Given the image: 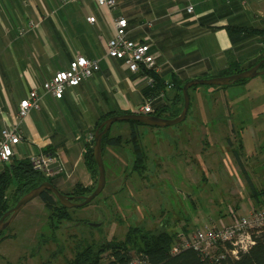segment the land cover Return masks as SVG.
Returning a JSON list of instances; mask_svg holds the SVG:
<instances>
[{"label": "crops", "instance_id": "1", "mask_svg": "<svg viewBox=\"0 0 264 264\" xmlns=\"http://www.w3.org/2000/svg\"><path fill=\"white\" fill-rule=\"evenodd\" d=\"M187 3L116 0L110 9L82 0L77 8L54 13L56 0H0V127L13 120L32 87L40 88L77 54L98 58L101 64L94 76L67 88L62 98L44 94L41 109L32 110L22 123L24 139L15 145L14 157L55 154L60 168L54 182L64 193L71 194L78 184H94L84 155L97 120L112 111L135 112L154 98L146 95L150 85L141 74L106 54L119 16L129 20L131 38L144 40L151 34L150 50L166 81L173 75L191 79L218 74L236 63L249 66L264 54V0H195L193 13L186 11ZM89 16L96 21L90 22ZM34 19L40 25L19 35V27ZM149 20L152 27L146 24ZM174 90L166 88L162 103L172 101ZM156 100L152 99L153 106ZM200 128L207 137L208 129Z\"/></svg>", "mask_w": 264, "mask_h": 264}, {"label": "rangeland", "instance_id": "2", "mask_svg": "<svg viewBox=\"0 0 264 264\" xmlns=\"http://www.w3.org/2000/svg\"><path fill=\"white\" fill-rule=\"evenodd\" d=\"M81 4L56 0L54 13ZM31 21L34 31L40 22ZM190 97L184 121L138 125L147 164L142 174L133 170L130 121H115L110 135H121L122 143L105 148L102 192L83 206L68 208L70 219L50 216L43 200L34 198L0 237V264H70L78 250L123 239L132 226L191 232L214 219L222 225L256 207L248 179L264 187V73L221 88L197 84ZM200 126L208 129L207 137Z\"/></svg>", "mask_w": 264, "mask_h": 264}, {"label": "trees", "instance_id": "3", "mask_svg": "<svg viewBox=\"0 0 264 264\" xmlns=\"http://www.w3.org/2000/svg\"><path fill=\"white\" fill-rule=\"evenodd\" d=\"M262 58H264V54L252 62L249 66H241L237 63L231 64L227 68L221 70L218 74H204L199 77L227 75L239 72L243 69L253 66ZM261 68H264V63L262 64ZM152 74L155 75L156 83L154 86H149V88L146 90V95L157 98L154 105L155 111L153 113L165 117H175L179 115L184 105L183 85L189 80V78L182 79L177 75H173L171 81H166L162 74H155L154 72H152ZM246 81H248V79H241L234 83H244ZM170 84L175 88V93L172 95V101L170 103H162V94H165V90ZM195 87L196 85H193L189 89V93L191 92V89ZM217 87L221 88L226 86ZM177 103H179L178 106H176ZM129 112L131 111H112L104 114L97 120L95 129L109 116ZM129 121L131 123V134L128 141L133 143V149L135 153L133 170L142 174V172L147 167L145 161L146 153L139 140V131L137 127L139 124L143 123L135 120ZM102 143L104 155L107 145H121L122 136L110 135L109 130L103 136ZM93 145V142H89L87 144V150L85 152L84 159L89 171L91 172V175L95 179L94 184L90 187H83L78 184L71 192L73 195H88L94 190L96 186L95 184L98 180L99 170L94 156ZM239 147H242V144H240ZM234 153L239 165L244 167L241 160L240 150L235 148ZM45 180H49L55 184L54 177H46L41 171L35 169L29 157H13L11 162L1 165L0 218L5 212L13 207L25 193L38 186ZM248 180L251 195L255 199L256 204L259 205L264 203V187L260 188L255 185L250 177ZM39 197L43 200L44 204L50 211V216L58 219L71 218L69 209L62 205L51 191H44ZM233 213L235 214L234 211ZM184 228V230L187 231L186 227ZM6 231L7 229L0 231V237H2ZM182 233L188 234L190 232ZM179 237V231H174L172 233L164 228L160 229L158 232H155L146 230L140 226H132L129 228L125 238L123 239H113L112 241L102 243L100 245L88 244L87 246L78 250L75 257L70 261V264H135V260H138L139 264H264V230L256 235L255 244H253L248 250L240 252L238 257H234L229 254L219 257L218 254L224 251L222 247L218 248L214 253L208 255H203L191 248L183 249L174 253L172 252V249L178 242Z\"/></svg>", "mask_w": 264, "mask_h": 264}, {"label": "built area", "instance_id": "4", "mask_svg": "<svg viewBox=\"0 0 264 264\" xmlns=\"http://www.w3.org/2000/svg\"><path fill=\"white\" fill-rule=\"evenodd\" d=\"M74 1L77 0H63L64 3ZM95 1L99 6L110 9L117 5L116 0ZM194 2L195 0H188L187 12H194ZM88 20L95 22L96 17L89 16ZM146 24L152 27L153 20L147 21ZM35 26L36 24L30 20L26 27L19 29V35H25ZM152 44L150 33L144 36V40L131 38L129 36V20L125 16H119L114 19V33L107 42L106 54L121 59L131 72L141 74L150 86H154L156 79L152 72L160 73L162 67L150 50ZM100 69V59L77 54L67 68L57 70L50 79L42 83L40 88L32 87L28 95L20 100L13 120L0 127V166L11 162L15 156V145L24 139L22 123L32 110L41 109L45 93H51L60 99L67 88L79 85L84 80L94 76ZM152 99L154 98L147 99L139 105L135 112L153 113L155 108ZM2 115L3 110L0 106V116ZM93 136L89 141L92 142ZM29 159L33 167L41 171L46 177H54L60 168L57 156L53 153L33 154L29 156ZM235 216L222 225L206 222L188 234L180 233L179 240L172 252L176 253L191 248L203 255H208L222 247L224 251L218 254L219 257H223L225 254L238 257L240 252L248 250L255 244L256 235L264 230V203L251 208L248 213ZM134 263L139 264V261L135 260Z\"/></svg>", "mask_w": 264, "mask_h": 264}, {"label": "water", "instance_id": "5", "mask_svg": "<svg viewBox=\"0 0 264 264\" xmlns=\"http://www.w3.org/2000/svg\"><path fill=\"white\" fill-rule=\"evenodd\" d=\"M264 63V58H262L259 62L254 64L253 66L243 69L239 72L227 74V75H216L209 77H194L186 81L183 85V95H184V105L182 111L179 115L175 117H165L159 116L154 113H139V112H129V113H120L109 116L105 120L101 122V124L95 129L94 136L92 142L94 143V156L98 164V180L96 187L94 190L88 195H78L74 196L71 194H67L62 192L55 184H53L49 180H45L40 183L38 186L32 188L27 193H25L17 203L11 207L4 215L0 218V231L6 230L17 214L21 211V209L27 205L34 198L39 197L44 191H51L56 198L67 208L79 207L83 206L89 202H91L96 196H98L106 185V167L103 159V136L107 133L112 124L118 120H135L141 122L143 124L165 127L173 124L180 123L187 118L188 111L191 105V97L189 93V89L193 85L197 84H212L217 86H227L241 79H249L255 77L259 74L264 73V68L262 64ZM74 199H81L76 201ZM90 226H97L100 223L89 222Z\"/></svg>", "mask_w": 264, "mask_h": 264}, {"label": "flooded vegetation", "instance_id": "6", "mask_svg": "<svg viewBox=\"0 0 264 264\" xmlns=\"http://www.w3.org/2000/svg\"><path fill=\"white\" fill-rule=\"evenodd\" d=\"M71 195H73V194H71ZM74 196H77V195H74ZM74 200L79 201L78 199H74Z\"/></svg>", "mask_w": 264, "mask_h": 264}]
</instances>
